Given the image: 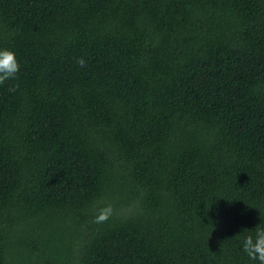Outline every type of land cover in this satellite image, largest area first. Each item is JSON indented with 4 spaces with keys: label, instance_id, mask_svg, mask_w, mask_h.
<instances>
[{
    "label": "trees",
    "instance_id": "obj_1",
    "mask_svg": "<svg viewBox=\"0 0 264 264\" xmlns=\"http://www.w3.org/2000/svg\"><path fill=\"white\" fill-rule=\"evenodd\" d=\"M0 48V264H256L264 0H0Z\"/></svg>",
    "mask_w": 264,
    "mask_h": 264
},
{
    "label": "clouds",
    "instance_id": "obj_2",
    "mask_svg": "<svg viewBox=\"0 0 264 264\" xmlns=\"http://www.w3.org/2000/svg\"><path fill=\"white\" fill-rule=\"evenodd\" d=\"M77 64L84 67L86 61L83 57L77 58ZM20 71V63L17 60L16 53L10 48H0V85L8 80L17 78ZM18 85L10 87V91L15 92ZM113 214V208L109 204L101 208L94 217L93 222L97 224L107 222ZM243 252L247 257L256 262V264H264V228L256 227L254 235L249 234L244 238Z\"/></svg>",
    "mask_w": 264,
    "mask_h": 264
}]
</instances>
